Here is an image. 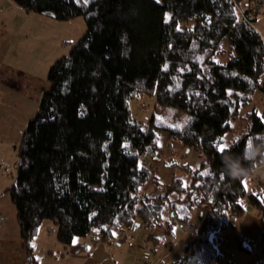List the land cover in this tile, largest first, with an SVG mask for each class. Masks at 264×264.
<instances>
[{"label":"trees","instance_id":"1","mask_svg":"<svg viewBox=\"0 0 264 264\" xmlns=\"http://www.w3.org/2000/svg\"><path fill=\"white\" fill-rule=\"evenodd\" d=\"M12 1L26 12L85 21L48 69V87L23 128L6 188L29 264H37L31 241L46 219L68 246L92 234L109 241L135 222L173 235L175 221L191 226L192 214L198 223L175 264H215L221 230L245 213L244 197L263 224L264 251V195L247 192L245 176L225 177L221 159L259 139L264 111L250 108L247 130L224 152L216 148L252 93H264V41L253 25L264 0ZM142 94L155 96L156 110L182 111V127L155 112L132 117L127 100ZM162 132L200 155L187 166V179L161 180L147 165L161 159ZM241 239L238 248L249 251Z\"/></svg>","mask_w":264,"mask_h":264},{"label":"rangeland","instance_id":"2","mask_svg":"<svg viewBox=\"0 0 264 264\" xmlns=\"http://www.w3.org/2000/svg\"><path fill=\"white\" fill-rule=\"evenodd\" d=\"M0 16L5 17L1 24L7 27L6 34L10 42L7 56L5 55L2 61L16 70V74L13 75L3 72L0 74V122L9 121L5 129L17 137L16 141L13 139L0 141L1 172L11 183L15 175L17 147L20 141L18 138L28 118L35 113L38 107L41 95L47 86L48 69L55 59L68 51L70 43L74 42L84 31L85 21L82 16L68 20H56L43 14L26 12L12 0H8L7 3L0 0ZM253 25L264 41V4L256 11ZM227 45L224 40L223 48H228ZM0 71H2L1 67ZM251 96V102L240 107V115L231 120V128L221 136L223 139H219L217 145L224 144L228 147L234 139L239 137L241 131L247 130L246 113L250 108L255 107L258 113L264 111V93L255 90ZM127 101L131 116L138 120H144L155 112L156 116L165 120L167 124L180 125L182 122L184 115L182 111L177 110L173 113L172 111L166 112L164 109L156 110L154 95L142 94L129 98ZM11 120H14V124L10 122ZM200 127L201 123H198L197 129ZM159 144L163 150L158 151L161 159L146 162L151 171L156 174L159 170L161 180H169L171 176L187 179L189 177L187 166L193 167L199 162L198 152L183 147L177 139H168L165 132L160 134ZM261 167H264V164ZM244 185L247 192L264 195V174L253 173L245 176ZM148 186L149 183L144 188ZM242 203L245 213L238 217L232 226L228 225L226 229H222L220 234L228 230L235 231L237 238H242L241 241L248 246L249 251L232 248L224 241H220L218 249L222 257L215 264H264V251L259 242L262 222L257 210L247 204L245 197ZM197 223L196 214L191 216V226L175 221L172 229L173 235H167L163 230L162 235L166 240L160 238L159 248L163 250L162 252L171 248V257L179 259L183 253V245L193 237L191 228ZM242 226H245V231ZM143 228L137 227L131 232H135L137 236L140 232V238L144 233L155 235L153 228ZM172 244H174L173 247H171Z\"/></svg>","mask_w":264,"mask_h":264},{"label":"crops","instance_id":"3","mask_svg":"<svg viewBox=\"0 0 264 264\" xmlns=\"http://www.w3.org/2000/svg\"><path fill=\"white\" fill-rule=\"evenodd\" d=\"M4 1L7 3L8 0ZM3 19L5 17L0 16V67L2 68L0 74L3 72L13 75L16 74V70H13L2 61L5 55L7 56L10 46L6 34L7 27L1 24ZM46 85L47 88L48 81ZM8 122H0V141L10 139L16 141L17 139L14 133L11 135L5 129ZM10 122L14 124V120ZM1 168L0 163V264H29L24 251L20 247L16 210L6 190L10 183L4 177ZM156 175L162 178L159 170ZM137 223L138 225H133L130 229L116 231L114 238L109 241H104L99 237L92 239L90 235L77 236L73 238L70 245L63 246L56 239L55 226H52L49 220H43L31 241V245L37 258V264H175L177 258L171 257V248L162 252L163 250L158 246L160 238L165 239L162 235L163 228L156 226L152 229L155 235L144 233L140 238V232H138L139 236L135 232H131L137 227H143L140 222ZM188 229L191 231L190 228ZM242 229L245 231V226H242ZM221 235L222 239L220 241H224L232 248H238L239 237L237 238L238 235L235 231L228 230ZM149 236H155L156 240ZM173 246L174 244L171 247ZM75 247H79L80 251L70 252ZM143 255H147V258H144Z\"/></svg>","mask_w":264,"mask_h":264},{"label":"clouds","instance_id":"4","mask_svg":"<svg viewBox=\"0 0 264 264\" xmlns=\"http://www.w3.org/2000/svg\"><path fill=\"white\" fill-rule=\"evenodd\" d=\"M245 144L240 153H225L222 156L224 176L236 180L253 173L264 174V132Z\"/></svg>","mask_w":264,"mask_h":264},{"label":"snow or ice","instance_id":"5","mask_svg":"<svg viewBox=\"0 0 264 264\" xmlns=\"http://www.w3.org/2000/svg\"><path fill=\"white\" fill-rule=\"evenodd\" d=\"M157 2H159V0H157ZM165 22H167V14H165ZM177 29H179V25H177ZM165 68H167V65H165ZM228 94H229V95L232 94V93H231V90H228ZM197 95H198V94H197ZM191 119H192V117H186V118H185V122H190ZM173 127L181 128L182 125H173ZM218 139H221V140H222L223 138L220 137V138H218ZM157 143H158V141H157ZM226 147H227V146L224 145V144H219V145L216 146L217 150L220 151V152H224V150H225ZM205 174H207V170H206L204 173H201V175H205ZM186 186H187V185L185 184V187H186ZM93 215H95V214L93 213ZM113 234H115V233H113Z\"/></svg>","mask_w":264,"mask_h":264},{"label":"built area","instance_id":"6","mask_svg":"<svg viewBox=\"0 0 264 264\" xmlns=\"http://www.w3.org/2000/svg\"><path fill=\"white\" fill-rule=\"evenodd\" d=\"M96 237H97L96 235H93V234L91 235V238H92V239H94V238H96ZM143 257H144V258H147V255H143Z\"/></svg>","mask_w":264,"mask_h":264},{"label":"water","instance_id":"7","mask_svg":"<svg viewBox=\"0 0 264 264\" xmlns=\"http://www.w3.org/2000/svg\"><path fill=\"white\" fill-rule=\"evenodd\" d=\"M134 225L136 226V225H138V223H137V222H135V223H134Z\"/></svg>","mask_w":264,"mask_h":264}]
</instances>
